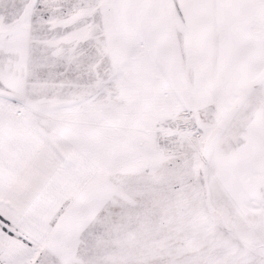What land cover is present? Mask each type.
Returning a JSON list of instances; mask_svg holds the SVG:
<instances>
[{
	"label": "snow or ice",
	"instance_id": "snow-or-ice-1",
	"mask_svg": "<svg viewBox=\"0 0 264 264\" xmlns=\"http://www.w3.org/2000/svg\"><path fill=\"white\" fill-rule=\"evenodd\" d=\"M0 264H264V0H0Z\"/></svg>",
	"mask_w": 264,
	"mask_h": 264
}]
</instances>
